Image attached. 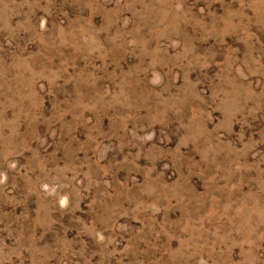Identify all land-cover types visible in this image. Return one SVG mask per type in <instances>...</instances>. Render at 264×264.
I'll return each instance as SVG.
<instances>
[{"label": "rangeland", "instance_id": "rangeland-1", "mask_svg": "<svg viewBox=\"0 0 264 264\" xmlns=\"http://www.w3.org/2000/svg\"><path fill=\"white\" fill-rule=\"evenodd\" d=\"M0 264H264V0H0Z\"/></svg>", "mask_w": 264, "mask_h": 264}]
</instances>
